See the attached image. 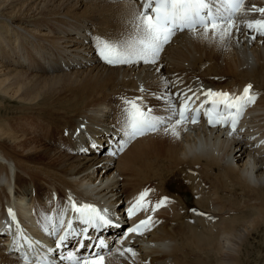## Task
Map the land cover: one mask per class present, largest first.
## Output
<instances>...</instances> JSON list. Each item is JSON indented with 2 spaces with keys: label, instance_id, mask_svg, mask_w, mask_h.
Masks as SVG:
<instances>
[{
  "label": "bare ground",
  "instance_id": "bare-ground-1",
  "mask_svg": "<svg viewBox=\"0 0 264 264\" xmlns=\"http://www.w3.org/2000/svg\"><path fill=\"white\" fill-rule=\"evenodd\" d=\"M254 3L264 7V0H246L247 15L238 14V23L264 19L263 14L256 16L255 9L262 7ZM140 7V0H0V97L15 106L9 115L0 113V262L23 264L11 251L15 245L10 237L17 231L49 241L41 218L64 207L69 195L77 204L99 209L118 205L125 217L134 199L149 191L148 211L130 224L151 216V231L141 238L112 241L105 264H211L209 257L197 259L196 253L212 241L232 251L251 217L264 224V36L254 30L247 34L245 27L233 32L225 49L182 33L165 46L155 65L105 64L96 54L97 38L121 39L132 11ZM198 43L209 52L216 49L218 60L222 53L233 52H227L228 61L235 58L239 68L231 62L238 70L211 73V57L191 65L177 60L182 53L193 59ZM249 84L256 100L243 111L231 136L224 128L187 124L163 152L149 148L152 140L165 136L163 131L130 142L123 151L115 150V156L106 152L122 143L123 98L142 97L147 107L166 115L158 97H173L178 106L187 93L199 104L204 99L201 89L239 96ZM201 135L216 143L215 154L182 158L184 145ZM249 170L259 178L257 186L242 178ZM165 197L169 203L151 211ZM18 205L22 212L30 209L26 220L19 219L22 230L6 216V210ZM224 211L234 214L226 218ZM211 213L220 217L215 226L210 225ZM163 240L175 242L168 253L155 247ZM129 247L135 256L119 255Z\"/></svg>",
  "mask_w": 264,
  "mask_h": 264
},
{
  "label": "snow or ice",
  "instance_id": "snow-or-ice-1",
  "mask_svg": "<svg viewBox=\"0 0 264 264\" xmlns=\"http://www.w3.org/2000/svg\"><path fill=\"white\" fill-rule=\"evenodd\" d=\"M126 2L135 3V0ZM140 3L141 7L133 10L127 21L128 31L125 36L117 41L97 38L96 54L105 64L112 67L141 63L155 65L165 46L181 32L211 40L225 49L233 32H240L242 28L249 30L247 34L254 30L259 36H264V19L249 20L243 24L237 22L238 14L247 15L245 0H140ZM255 11L264 14V8ZM251 38L256 39L255 36ZM251 89L252 85L245 86L239 96L201 89L204 99L194 112L190 107L193 98L187 93L181 95L179 107L173 97H158L164 102L163 112L166 115L158 114L154 108L147 107L142 97L123 98L120 119L122 143H119L116 151H123L127 144L140 137L161 131L179 139L180 129L186 128L189 123L198 124L201 114L211 128L230 126L231 136L236 132L243 111L256 100ZM140 91L143 93L145 89L141 87ZM196 99H199V96ZM115 154L116 152L109 153ZM148 196L149 191L146 190L134 199L127 210L129 219L148 211ZM168 203L166 197L162 198L151 206V211L155 212ZM8 215L10 220L16 223L15 214L11 209L8 210ZM113 215L108 208L99 209L86 202L77 204L74 197L69 195L68 203L64 207L57 206L52 215L45 214L41 218L44 222L42 231L54 238L55 248H45L39 242L32 241L22 231H17L13 244L18 245L22 241L26 246L27 251L21 255L23 264H57V258L70 264H105L106 257L112 255L110 243L102 237L90 235V230L100 233L102 230L118 227L117 221L112 219ZM154 224L155 221L148 216L128 228L122 239L127 238L129 234L142 236L151 231ZM77 238L76 252L67 256L61 252L57 257V252L66 247L67 242ZM85 248L86 254L77 255ZM125 252L136 255L130 247L120 251L119 255L123 256Z\"/></svg>",
  "mask_w": 264,
  "mask_h": 264
},
{
  "label": "rangeland",
  "instance_id": "rangeland-1",
  "mask_svg": "<svg viewBox=\"0 0 264 264\" xmlns=\"http://www.w3.org/2000/svg\"><path fill=\"white\" fill-rule=\"evenodd\" d=\"M254 6L256 8H258V6H260V3H254ZM260 7L264 8L263 6H260ZM257 15L261 16V13L256 12V16ZM199 42H201V41H199ZM202 43H203V41H202ZM202 43L201 44L198 43V44L195 45V51L197 50L196 51L197 53L193 57V59H190V56H188V54L182 53V55H179L180 57H177L178 58L177 60H179L181 58L182 61L187 62L188 65L189 64L191 65V64H197L200 61L203 62L204 60H207L208 57H211V58L208 59L209 61H210V59L213 60L212 62L210 61V65H212L213 63L215 64V66L217 65L216 67L214 66V64H213L212 67H210V65H209L210 68L208 67V70H210L211 73H215L217 75H228L229 72H230V74H232V72L238 70V69H236V67L237 68H239V67L237 66L238 65L237 62L235 63V61H236L235 58H233V61L235 60L234 62L232 61V59L230 61H228V59L230 57V54L234 55L233 52H230V50L227 51L228 53H230L228 55H227V52L222 53L221 60H218L219 57L216 55V49H214L213 52H209V51H211V49L210 50L204 49V45H203L204 43L203 44ZM183 48L185 50H187V51L191 50V48L189 46H187V45H184ZM206 52H207V54H206ZM209 54H211V55H209ZM216 56H217V58H216ZM197 57L198 58L200 57L199 61L196 60V59H198ZM233 57H235V56H233ZM203 58H205V59H203ZM214 58H216V59H214ZM195 61H197V62H195ZM231 61L233 62V65L235 64L236 67L232 65ZM228 65H230V66H228ZM181 66L184 67V65L179 64V67H181ZM1 99L2 98L0 97V104L3 107L0 106V113L2 115H5L6 111H7L6 115H9L11 110H12V108L15 107V106H14L13 103L8 101V99L4 100V101H1ZM2 103H3V105H2ZM7 103L11 104V105H6ZM8 106H10V107H8ZM11 106H12V108H11ZM2 110H3V112H2ZM8 111H10V112L8 113ZM152 141H153V143H152ZM152 141L150 142L149 148H153L154 147L155 150L163 152L165 150L170 149L171 146H172V143L176 142V139L173 138L170 135H165L164 137H158V138H156L155 140H152ZM146 144H148V142ZM110 202H112L111 199H110ZM231 214L233 215L234 213L233 212H225V211L222 212V215H224L226 218L230 217ZM248 216H249V214H248ZM210 217H211L210 218V223H212L210 225H214L215 226L220 221L219 220L220 217L216 213H211ZM251 218H252V221L246 223V225L249 226V227H247L246 225L242 226V229H244L243 230V234L241 236L242 238L238 237L237 240H235L237 242H234L232 244V245H234L232 251L227 250V249L223 250L222 247H221L223 243L218 245V243H216L215 241H212L210 243V247L209 248L207 247L206 249H203L202 252H201V250H199V252L196 253L195 257L197 259H203V258L209 257L211 264H213V263L214 264H264V226H263L264 224L261 223L262 221L259 222L256 219L255 216L251 217ZM263 223H264V221H263ZM215 229L218 231L219 227L217 226V227H215ZM232 238L233 237H230L229 240L230 241L233 240ZM209 249H210V251H208ZM200 253H202V255ZM206 253H207V255H206ZM1 261L2 262H0V264H2V263H6L7 264L8 263V262H3V260H1ZM8 264H11V262L8 263ZM113 264H119V263H113Z\"/></svg>",
  "mask_w": 264,
  "mask_h": 264
},
{
  "label": "clouds",
  "instance_id": "clouds-1",
  "mask_svg": "<svg viewBox=\"0 0 264 264\" xmlns=\"http://www.w3.org/2000/svg\"><path fill=\"white\" fill-rule=\"evenodd\" d=\"M216 148V143L210 137L201 135L194 137L190 142L186 143L181 155L184 159H193L197 157L206 158L210 155H214ZM242 178L251 186H257L259 183V178H257L251 170L243 172ZM174 243L175 242L171 240H163L157 242L155 247L161 253H168L174 247Z\"/></svg>",
  "mask_w": 264,
  "mask_h": 264
}]
</instances>
